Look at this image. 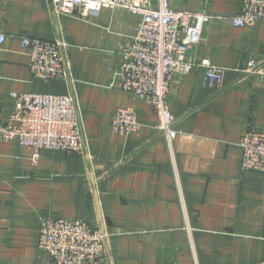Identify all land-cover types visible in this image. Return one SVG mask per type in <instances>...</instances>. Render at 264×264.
I'll use <instances>...</instances> for the list:
<instances>
[{
  "label": "crops",
  "instance_id": "crops-1",
  "mask_svg": "<svg viewBox=\"0 0 264 264\" xmlns=\"http://www.w3.org/2000/svg\"><path fill=\"white\" fill-rule=\"evenodd\" d=\"M51 0H0V123L10 93L72 94L82 155L0 143V263L53 264L37 246L41 219L86 220L108 234L106 253L80 264H264V171L243 170L241 134L264 132V18L234 26L242 0H170L211 15L186 50L223 68L222 88L203 85L204 69L176 72L168 93L179 133L171 150L152 106L113 85L112 72L138 17L119 8L96 16L57 14ZM59 40L69 78L42 81L28 68L21 37ZM135 109L141 128L112 131L116 109Z\"/></svg>",
  "mask_w": 264,
  "mask_h": 264
},
{
  "label": "built area",
  "instance_id": "built-area-1",
  "mask_svg": "<svg viewBox=\"0 0 264 264\" xmlns=\"http://www.w3.org/2000/svg\"><path fill=\"white\" fill-rule=\"evenodd\" d=\"M57 14L96 16L102 8H119L138 17L132 34L122 48L121 62L112 72L113 85L139 101L152 106L157 117V131L171 150L179 133L170 111L168 93L176 72L187 73L202 67V83L212 89L222 88L223 68L208 58L198 63L186 57L189 46L201 41L205 25L212 18L205 11L172 8L170 0H52ZM264 18V0H242L240 12L231 17L234 26H251ZM5 35L0 33V44ZM21 48L28 53L31 76L42 81L67 80L69 72L61 54L59 40L21 37ZM245 75L264 76V60H250ZM12 109L6 122L0 123V143L16 139L32 148L36 161L41 149L60 150L82 155L84 141L81 120L74 96L11 92ZM136 111L116 109L111 118L113 132L127 135L138 131ZM241 168L264 171V132L245 130L239 139ZM108 234L86 220L46 217L38 229V248L53 264H80L100 260L106 253ZM1 264V263H0ZM192 264H199L194 258Z\"/></svg>",
  "mask_w": 264,
  "mask_h": 264
},
{
  "label": "water",
  "instance_id": "water-1",
  "mask_svg": "<svg viewBox=\"0 0 264 264\" xmlns=\"http://www.w3.org/2000/svg\"><path fill=\"white\" fill-rule=\"evenodd\" d=\"M50 2H51V6H52V8L54 9V7H53V3H52V0H51ZM151 2H152L153 4H155V0H151Z\"/></svg>",
  "mask_w": 264,
  "mask_h": 264
}]
</instances>
